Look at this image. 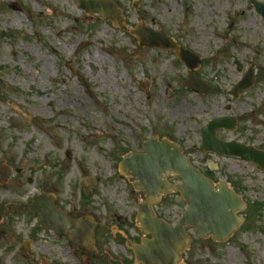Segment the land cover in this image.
Returning <instances> with one entry per match:
<instances>
[{"label":"rangeland","instance_id":"rangeland-1","mask_svg":"<svg viewBox=\"0 0 264 264\" xmlns=\"http://www.w3.org/2000/svg\"><path fill=\"white\" fill-rule=\"evenodd\" d=\"M106 1L126 29L142 19L198 55L200 67L190 72L172 51L140 47L109 20L80 11L75 0H0V165L12 172L0 203L49 193L66 211L92 215L102 243L119 252L120 235H139L137 206L144 201L119 167L155 136L178 145L200 172L213 167L209 178L225 182L246 207L226 242L187 230L183 263L264 264V173L197 151L200 129L220 116L237 118L234 130L218 132L220 140L264 151L262 18L248 0H190L187 11L181 0ZM95 56L103 61L93 63ZM250 66L252 87L229 96ZM11 116L25 125L11 127ZM88 178L95 186L82 188ZM160 200L157 217L177 223L184 201L177 193Z\"/></svg>","mask_w":264,"mask_h":264},{"label":"water","instance_id":"water-1","mask_svg":"<svg viewBox=\"0 0 264 264\" xmlns=\"http://www.w3.org/2000/svg\"><path fill=\"white\" fill-rule=\"evenodd\" d=\"M183 9L190 5V0H182ZM79 8L86 13L99 15V19L111 20L120 30H126L120 23V12L105 1L77 0ZM254 6L255 12L264 22V4L248 0V5ZM130 34L136 36L137 43L145 48H157L174 51L178 60L193 72L200 66V58L179 47L164 35L162 31L155 32L139 24ZM237 71L241 70V63ZM254 69L249 67L246 74L230 91L229 95L238 98L239 95L252 86ZM235 118H214L201 129L202 145L199 153L212 152L218 157H238L241 161L253 163L255 169L264 172V152L254 150L251 146L241 145L235 141L224 142L216 138L217 131L223 129L232 131ZM16 126V124H14ZM144 154H129L123 159L121 172L136 179L134 188L145 193V203L138 209V223L143 234L150 233L152 240L142 241V245L134 247V255L141 264H179L182 251L189 247V238L184 232L187 228H194L201 239L211 237L212 241L223 242L229 238L242 223V218L235 216L244 211L241 199L228 189L225 183L215 186L204 175L200 174L188 159L181 154V150L168 141L157 142L156 138L144 143ZM173 174L179 185L166 182ZM8 176V175H7ZM6 176V177H7ZM5 177V179H6ZM178 192L188 208L175 226H167L164 222L154 218L151 207L157 204L161 195ZM34 216L40 218V224L51 228L57 233H65L69 227L75 230L70 234L73 240H79L89 245L93 240L96 222L91 217L74 222L65 212L56 208L51 196L43 197L29 207Z\"/></svg>","mask_w":264,"mask_h":264},{"label":"flooded vegetation","instance_id":"flooded-vegetation-1","mask_svg":"<svg viewBox=\"0 0 264 264\" xmlns=\"http://www.w3.org/2000/svg\"><path fill=\"white\" fill-rule=\"evenodd\" d=\"M11 181L10 177L0 188ZM35 199L17 197L0 203V264H140L132 248L143 239L140 231L137 237L119 234L124 246L119 252L107 249L102 243L105 239L101 241L96 233L94 240L86 245L69 237L73 227L66 230V235L42 227L40 218L28 209ZM67 214L73 220L85 215L70 211ZM144 239H150V235Z\"/></svg>","mask_w":264,"mask_h":264},{"label":"bare ground","instance_id":"bare-ground-1","mask_svg":"<svg viewBox=\"0 0 264 264\" xmlns=\"http://www.w3.org/2000/svg\"><path fill=\"white\" fill-rule=\"evenodd\" d=\"M91 60H92L93 63L96 62L97 64H98L99 62L103 61L102 58L99 57V56H95V57H93ZM102 72H103V73L105 72L104 68H103ZM177 110H178V109H177Z\"/></svg>","mask_w":264,"mask_h":264},{"label":"trees","instance_id":"trees-1","mask_svg":"<svg viewBox=\"0 0 264 264\" xmlns=\"http://www.w3.org/2000/svg\"><path fill=\"white\" fill-rule=\"evenodd\" d=\"M205 174L209 176V172L208 171H206Z\"/></svg>","mask_w":264,"mask_h":264}]
</instances>
